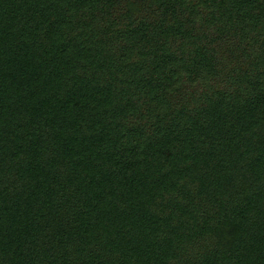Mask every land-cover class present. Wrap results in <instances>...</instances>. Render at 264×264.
Wrapping results in <instances>:
<instances>
[{
  "label": "trees",
  "instance_id": "16d2710c",
  "mask_svg": "<svg viewBox=\"0 0 264 264\" xmlns=\"http://www.w3.org/2000/svg\"><path fill=\"white\" fill-rule=\"evenodd\" d=\"M0 264H264V0H0Z\"/></svg>",
  "mask_w": 264,
  "mask_h": 264
}]
</instances>
